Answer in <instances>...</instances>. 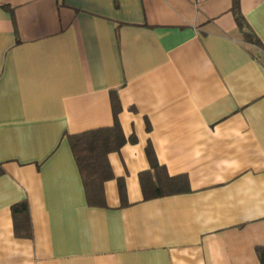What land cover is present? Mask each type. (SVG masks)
Here are the masks:
<instances>
[{
	"label": "crops",
	"instance_id": "crops-1",
	"mask_svg": "<svg viewBox=\"0 0 264 264\" xmlns=\"http://www.w3.org/2000/svg\"><path fill=\"white\" fill-rule=\"evenodd\" d=\"M231 6L0 0V264H260L264 0H239L256 42ZM114 120L90 204L68 135Z\"/></svg>",
	"mask_w": 264,
	"mask_h": 264
},
{
	"label": "trees",
	"instance_id": "trees-1",
	"mask_svg": "<svg viewBox=\"0 0 264 264\" xmlns=\"http://www.w3.org/2000/svg\"><path fill=\"white\" fill-rule=\"evenodd\" d=\"M231 12L245 40L256 42L254 34L248 28L240 12L239 0H232ZM111 95L112 101H115L114 94ZM130 140L133 141V138ZM68 141L82 179L87 201L90 204L97 203L99 200H95V198H99L102 182L111 177L107 154L117 150L125 142L122 131L117 121L114 120L110 127L94 128L68 135ZM149 155L151 156V154ZM144 197H148L145 189ZM10 211L16 235L30 236L31 228L27 201L21 200L12 204ZM257 255L260 264H264V247L257 248Z\"/></svg>",
	"mask_w": 264,
	"mask_h": 264
},
{
	"label": "built area",
	"instance_id": "built-area-1",
	"mask_svg": "<svg viewBox=\"0 0 264 264\" xmlns=\"http://www.w3.org/2000/svg\"><path fill=\"white\" fill-rule=\"evenodd\" d=\"M195 2L201 1V0H194Z\"/></svg>",
	"mask_w": 264,
	"mask_h": 264
}]
</instances>
